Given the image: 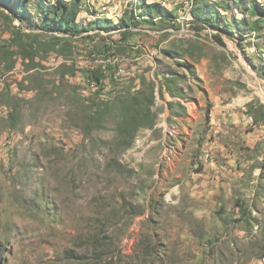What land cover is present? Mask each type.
Segmentation results:
<instances>
[{
  "label": "rangeland",
  "instance_id": "rangeland-1",
  "mask_svg": "<svg viewBox=\"0 0 264 264\" xmlns=\"http://www.w3.org/2000/svg\"><path fill=\"white\" fill-rule=\"evenodd\" d=\"M80 1L112 28L42 32L0 0V264H264V24Z\"/></svg>",
  "mask_w": 264,
  "mask_h": 264
},
{
  "label": "trees",
  "instance_id": "trees-1",
  "mask_svg": "<svg viewBox=\"0 0 264 264\" xmlns=\"http://www.w3.org/2000/svg\"><path fill=\"white\" fill-rule=\"evenodd\" d=\"M6 7L10 10L12 15L16 16L21 21H27L29 24L31 22L42 32H62L68 36H76L81 34L84 31L93 28H102L104 30H109L112 28L110 25V19H102L92 21L90 24L83 25L80 21H78V15L81 10L80 0H72L71 2L65 0H55L53 3L45 2V0H19V3L16 4L11 2V0H3ZM93 0H88V5H91ZM142 4H145L143 0H140ZM198 0H195V4ZM247 0H226L221 3H217L214 0L209 3V9L207 10L204 3L201 4L202 9H196V13L199 18H203V21L206 22L209 26H215L218 22V11L216 7H221L222 9L230 10L234 13V9L240 10L242 13L246 12L254 17L251 20V29L253 31L257 30L260 25L264 24V2L259 3L257 0H249L247 4L245 3ZM33 3V4H32ZM31 5L33 6L31 8ZM232 6V7H231ZM140 8V6H139ZM158 8H161L160 3L153 2L149 5V9H147V16L149 17V10L151 11H159L160 13H167V11H161ZM198 8V7H197ZM206 9V10H205ZM26 12V13H25ZM207 12L208 16L203 15ZM36 13L38 19L36 21H31V16ZM28 14V15H26ZM165 15V14H163ZM204 16V17H202ZM128 20L127 21V18ZM127 17L123 16L118 21V25L115 26H127L132 24L134 17L128 15ZM143 21L149 20L145 18L143 15L141 16ZM164 17V16H163ZM225 27L228 30H235L237 35H241L239 31V27H237L236 20H227L224 17ZM114 27V26H113ZM233 32V31H231ZM107 45L105 44V48ZM86 79L88 81H92L94 84L98 86V88H104L103 78L99 76L95 71H86L85 72ZM247 214V211H243ZM264 258V255L262 256Z\"/></svg>",
  "mask_w": 264,
  "mask_h": 264
}]
</instances>
